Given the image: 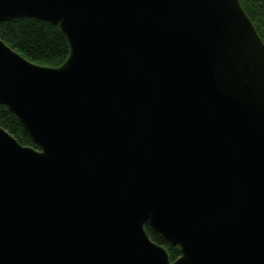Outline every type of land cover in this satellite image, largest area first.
<instances>
[{"label":"water","instance_id":"obj_1","mask_svg":"<svg viewBox=\"0 0 264 264\" xmlns=\"http://www.w3.org/2000/svg\"><path fill=\"white\" fill-rule=\"evenodd\" d=\"M0 264H264V41L240 0H0ZM149 225L181 255L149 235Z\"/></svg>","mask_w":264,"mask_h":264},{"label":"trees","instance_id":"obj_2","mask_svg":"<svg viewBox=\"0 0 264 264\" xmlns=\"http://www.w3.org/2000/svg\"><path fill=\"white\" fill-rule=\"evenodd\" d=\"M264 41V0H240ZM0 37L29 60L42 65L60 66L70 53L67 38L60 28L35 17H19L0 22ZM0 126L8 130L23 145L39 148L17 116L0 104ZM150 237L169 252L172 260L181 255L178 246H172L149 225Z\"/></svg>","mask_w":264,"mask_h":264}]
</instances>
